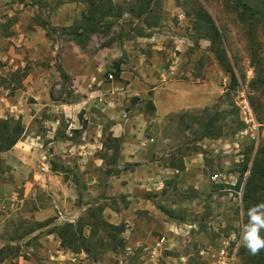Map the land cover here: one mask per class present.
Segmentation results:
<instances>
[{
  "label": "crops",
  "instance_id": "obj_1",
  "mask_svg": "<svg viewBox=\"0 0 264 264\" xmlns=\"http://www.w3.org/2000/svg\"><path fill=\"white\" fill-rule=\"evenodd\" d=\"M23 1L28 0H0V16L8 15L0 19V61L6 62L12 72L26 73L17 83H0V117L20 118L25 127L17 144L0 154L9 177L3 178L2 182L6 183H0V201L8 207L10 200L15 199L14 194L5 195V189L14 187L13 179L27 187L45 188L48 178H60L51 168L43 169V165L49 166L46 154L52 145L67 164L76 168L77 177L85 179L87 186L81 189L82 202L76 204L80 194L62 182L64 193L55 192L56 202L70 209V214L62 213L52 223H41L26 232L18 242L28 241L34 252H26L19 243L21 249L6 257L4 264H81L82 257L89 261L86 252L75 253L62 247L51 228L63 218L76 222L90 206L86 202L90 192L92 195L101 192L100 177L92 169L105 171L108 167L97 153H112V149L103 147L110 136L121 139L115 165L120 171L110 175L104 188L108 203L103 214L111 223H126L122 233L127 238L125 247L131 250L142 243L139 234L143 227L148 231L152 227L163 230L167 224V229L177 232L173 222L158 220L154 225L149 224L145 214L159 219V211L144 194L162 190L168 181L176 179V170L181 173L179 187L204 185L199 169H196L197 177H187L195 169L193 159L197 156H184L180 161L184 169L156 157L161 154L164 124L169 116L182 109L207 106L208 94L192 96L183 83L170 79V69L163 61L166 53L161 50L167 47L155 33L141 35L128 31L116 37L96 31L77 36L73 33L74 27L83 23L86 5L74 0H54L50 25L63 34L57 45L56 39L49 35L53 30L34 18L37 3L25 5ZM118 61H121L120 77L108 78ZM27 63L32 66L25 70ZM60 68L68 76L67 80ZM0 75L4 76L1 68ZM58 88L62 89L63 97L55 96ZM149 100L155 106L152 112L146 111ZM62 122H67V136L63 137L58 134ZM71 130L78 133L76 139L72 138L74 133L70 135ZM123 200L126 204H122ZM36 214V219L43 221L48 209L40 208ZM171 235L169 232L158 240L152 252L160 256L163 249H171L167 239ZM93 263L99 262L93 260Z\"/></svg>",
  "mask_w": 264,
  "mask_h": 264
},
{
  "label": "rangeland",
  "instance_id": "obj_2",
  "mask_svg": "<svg viewBox=\"0 0 264 264\" xmlns=\"http://www.w3.org/2000/svg\"><path fill=\"white\" fill-rule=\"evenodd\" d=\"M129 1L133 0H126ZM160 1L161 22L153 27L154 29L146 27L142 21L125 16L116 21L110 32L103 33L116 37L128 31L141 35L155 33L162 45L167 47L161 50L166 53L163 61L164 66L170 69V79L183 83L191 90L192 96L208 94V104L205 107L209 108L212 116L216 111L221 112L218 123L223 126V135L218 138L203 137L205 130L198 120L202 118L207 121L210 117L204 112L205 107L186 108L170 115L164 124L161 154L156 158L163 163L178 166L184 156H197L198 159H193L195 169L187 177H197L196 169H199L204 185L199 188L193 185L179 187L178 177L181 173H176V179L168 181L162 190L145 192L146 197L152 196L151 200L159 211V219L148 213L145 217L149 224L153 225L158 220L170 224L173 222L177 232L174 229H167L169 227L167 224L163 225V230L152 227L148 231L143 227L139 234L142 243L131 250L125 247L127 238L123 235L124 246H115L111 245L110 237L99 232L94 242L97 240L99 242V238L104 236L105 245L99 243L95 246L93 243L92 254L88 255L89 261L82 257L81 264H95L93 260L99 262L96 264H256L240 238L241 228L248 219L243 201L244 187L254 159L258 156L259 150L264 148V88L253 90L250 87V81L255 77L249 50L250 25L243 20L240 10L228 4L226 0ZM23 3L25 5L37 3V9L33 11L34 18L38 23L48 25L53 30L49 33L53 39L63 35L62 31L57 32V29L50 25V19L54 15V0H28ZM200 5L209 11L219 28L222 45L237 77L234 86L230 75L222 68L211 50L210 41L202 38L201 31L193 26L195 10ZM7 16H0V19ZM4 31L7 33L8 29L5 28ZM256 35L264 56V30L257 28ZM29 64L27 63L25 70L32 66V63ZM6 66V62L0 61L4 75L2 77L0 75V83L6 85L17 83L23 71L12 72ZM55 84L56 82L54 86ZM61 90L57 89L56 97H63ZM242 93L247 97L258 124L256 130H250L246 122L245 113L240 105ZM255 102H259L260 106L257 107ZM66 125L67 122H62L58 127V134L60 133L62 137L67 136ZM74 131L71 130L72 134ZM74 134L72 138L76 139L78 133ZM45 142H48V139H45ZM103 153L100 151L97 154ZM111 154L107 158L108 161ZM46 159L51 170L55 166L64 171L57 172L59 179L48 178L45 188L37 185L27 187L21 181L13 179L14 187L11 190L5 189V195L14 194L15 199L10 200L8 207L0 201V244L2 249H6L7 254L4 255L7 257L21 249L18 241L26 232L35 229L41 223L56 219L62 213L70 214V209L67 211L56 202L55 192L64 193L62 182L80 194L76 204L82 202L81 189H84L87 183L85 179L77 177L79 172L76 168L65 162L54 145L50 147ZM245 163L248 170L241 174L240 170ZM92 171L99 175L102 190L97 195L90 192V197L86 200L90 206L86 207L81 216H85L89 208L98 207H102L103 214L108 203L104 188L110 175L118 173L120 169L108 163L105 171H98L96 168ZM214 174H220V179L213 180ZM3 178L9 177L5 174L4 162L0 158V183H6L2 182ZM113 202L112 200L111 205H114ZM122 204H126V200H123ZM40 208L48 209V215L43 221L36 219V213ZM70 216L72 215H68ZM103 216L106 219L104 214ZM58 222L63 224L71 221L63 218ZM121 224H124L126 229V223ZM136 229H131L130 232L133 233ZM168 231L173 234L167 236L171 249H163L160 256L156 255L152 252L153 248L158 240H162V237L169 233ZM33 252L34 249L30 253Z\"/></svg>",
  "mask_w": 264,
  "mask_h": 264
},
{
  "label": "trees",
  "instance_id": "obj_3",
  "mask_svg": "<svg viewBox=\"0 0 264 264\" xmlns=\"http://www.w3.org/2000/svg\"><path fill=\"white\" fill-rule=\"evenodd\" d=\"M74 1L86 5V9L83 12V23L80 26L74 27L75 30L73 33L77 36H87L96 31L110 32L116 24V21L123 19L125 16H129L130 19L142 21L143 25L148 28L156 27L161 22V15L159 14L160 0H133L129 2H126V0L124 2H115L114 0ZM226 2L236 9H239L243 20L250 25L248 32L249 50L251 64L255 70V77L250 81V87L253 90L264 88V56L261 53L260 44L257 42L256 35L257 28L264 30V0H226ZM193 26L196 30L201 31L202 38L210 41L211 50L214 52L222 68L230 75L232 85L234 86L237 82V77L222 45L221 33L209 11L202 5L198 6L195 10ZM120 66L121 61L115 63V71L112 73L113 78L120 77ZM60 71L62 77L67 80L68 76L62 68H60ZM25 74L24 72L23 75ZM255 103L257 107L260 106L259 102ZM154 109L155 106L152 100H149L146 105V111L152 112ZM204 112L208 113L210 117L207 121H204L202 118L198 120L205 130L203 137H221L223 135V126L218 123L221 112L216 111L214 116H212L208 107L204 108ZM24 132L25 127L20 118L13 116L0 117V154L12 149ZM103 147L105 149H112L111 158L108 161L109 154L107 152L101 154L100 157L106 163L116 165L120 154L121 139L110 136L104 142ZM176 167L184 169L183 162ZM247 170L248 165L245 163L240 173L244 174ZM53 171L64 172L55 166ZM239 183L241 182L239 181ZM151 198L152 196L149 197V199ZM243 201L246 213L252 205L264 201V148L259 150L258 156L254 159L250 169V174L244 187ZM102 210V207L89 208L86 215L80 216L76 222L56 224L51 228V231L60 238L62 247L75 253L86 252L91 256L93 243L95 246L99 243L105 245L104 236L99 238V242L98 240L94 242L99 232L105 233L106 236L111 238V245L124 246V238L122 236V233L125 231L124 224L117 225L109 222L104 218ZM52 221L45 222L44 224H50ZM87 230L89 231L88 233L86 232ZM6 252V249L0 250L1 264H4V259L7 257L4 255ZM251 259L256 264H264V250L260 251L257 255H252Z\"/></svg>",
  "mask_w": 264,
  "mask_h": 264
},
{
  "label": "clouds",
  "instance_id": "obj_4",
  "mask_svg": "<svg viewBox=\"0 0 264 264\" xmlns=\"http://www.w3.org/2000/svg\"><path fill=\"white\" fill-rule=\"evenodd\" d=\"M247 222L241 228V243L252 255L264 250V201L247 211Z\"/></svg>",
  "mask_w": 264,
  "mask_h": 264
},
{
  "label": "built area",
  "instance_id": "obj_5",
  "mask_svg": "<svg viewBox=\"0 0 264 264\" xmlns=\"http://www.w3.org/2000/svg\"><path fill=\"white\" fill-rule=\"evenodd\" d=\"M60 37L58 39H56V44L59 45L60 44ZM108 78L113 79V75L112 73L108 74ZM241 108L243 109L244 113H245V118H246V122L249 125V129L250 130H256L258 128V124L255 120L254 114L251 110L250 104L248 102L247 97L245 96L244 93L241 94ZM72 135V133L70 134ZM50 167L48 165H45L43 167L44 170H48ZM176 173H179V170H176ZM221 175L220 174H214L212 175V179L213 180H217L220 179ZM20 243V245L25 249L26 252L30 253L33 251V247L28 244V241H24V242H18V244Z\"/></svg>",
  "mask_w": 264,
  "mask_h": 264
}]
</instances>
